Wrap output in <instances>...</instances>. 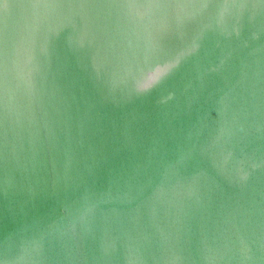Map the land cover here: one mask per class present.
<instances>
[{
    "label": "water",
    "instance_id": "95a60500",
    "mask_svg": "<svg viewBox=\"0 0 264 264\" xmlns=\"http://www.w3.org/2000/svg\"><path fill=\"white\" fill-rule=\"evenodd\" d=\"M0 264H264V0H0Z\"/></svg>",
    "mask_w": 264,
    "mask_h": 264
}]
</instances>
